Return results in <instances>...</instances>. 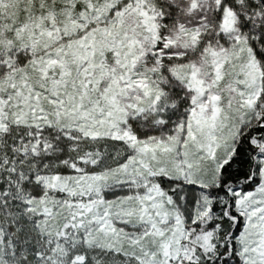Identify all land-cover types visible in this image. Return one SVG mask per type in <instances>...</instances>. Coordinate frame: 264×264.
Masks as SVG:
<instances>
[{
	"label": "snow or ice",
	"instance_id": "6c2138e0",
	"mask_svg": "<svg viewBox=\"0 0 264 264\" xmlns=\"http://www.w3.org/2000/svg\"><path fill=\"white\" fill-rule=\"evenodd\" d=\"M0 264H264V0H0Z\"/></svg>",
	"mask_w": 264,
	"mask_h": 264
}]
</instances>
